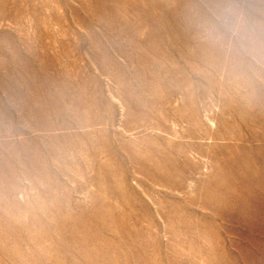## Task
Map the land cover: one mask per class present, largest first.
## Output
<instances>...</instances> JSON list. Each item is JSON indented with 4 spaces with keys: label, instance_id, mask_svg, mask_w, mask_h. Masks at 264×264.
Here are the masks:
<instances>
[{
    "label": "rangeland",
    "instance_id": "obj_1",
    "mask_svg": "<svg viewBox=\"0 0 264 264\" xmlns=\"http://www.w3.org/2000/svg\"><path fill=\"white\" fill-rule=\"evenodd\" d=\"M0 227V264H264V0H0Z\"/></svg>",
    "mask_w": 264,
    "mask_h": 264
},
{
    "label": "bare ground",
    "instance_id": "obj_2",
    "mask_svg": "<svg viewBox=\"0 0 264 264\" xmlns=\"http://www.w3.org/2000/svg\"><path fill=\"white\" fill-rule=\"evenodd\" d=\"M145 14H146V13H145ZM142 20H144V19H142ZM143 22H144V21H143ZM159 22H161V21H159ZM42 98H43V97H42ZM30 99H31V98H30ZM54 100H55V99H54ZM57 100H58V99H57ZM61 103H62V102H61ZM56 104H57V103H56ZM74 104H75V103H74ZM24 105H25V104H24ZM59 105H60V104H59ZM66 105H68V104H66ZM78 106H79V105H78ZM32 109H33V108H32ZM39 110H40V109H39ZM42 112H44V111H42ZM80 112H81V111H80ZM50 113H51V112H50ZM54 113H55V112H54ZM34 114H35V113H34ZM74 115H75V114H74ZM57 116H58V114H57ZM67 116H68V114H67ZM81 116H82V115H81ZM33 117H34V116H33ZM65 117H66V116H65ZM83 117H84V116H83ZM85 117H86V116H85ZM74 118H75V117H74ZM74 118H72V120H74ZM53 119H54V118H53ZM59 119H60V118H59ZM66 119H68V118H66ZM66 119H65V120H66ZM40 120H41V119H40ZM72 120H71L70 122H72ZM80 120H81V119H80ZM42 121H43V119H42ZM42 121H41V122H42ZM50 121H51V120H50ZM57 121H58V120H57ZM63 121H64V120H63ZM66 121H67V120H66ZM47 122H48V121H47ZM47 122H46V123H47ZM39 123H40V121H39ZM59 123H60V122H59ZM74 123H75V122H74ZM85 123H86V122H85ZM85 123H84V124H85ZM50 124H51V123H50ZM60 124H61V123H60ZM63 124H64V122H63ZM67 124H68V122H67ZM89 124H90V123H89ZM75 125H76V124H75ZM62 126H63V125H61V127H62ZM67 126H68V125H67ZM70 126H71V125H70ZM76 126H77V125H76ZM78 126H79V124H78ZM83 126H84V125H83ZM83 126H82V127H83ZM45 127H46V126H45ZM52 127H54V126H52ZM55 127H56V126H55ZM82 127H80V129H81ZM84 127H85V126H84ZM49 128H50V127H49ZM56 128H57V127H56ZM62 128H63V127H62ZM70 128H71V127H70ZM70 128H69V129H70ZM73 128H74V127H73ZM86 128H87V127H86ZM65 129H66V127H65ZM76 129H77V128H76ZM38 130H39V129H38ZM46 130H47V129H46ZM81 130H82V129H81ZM47 131H48V130H47ZM52 131H53V130H52ZM59 131H60V130H59ZM79 131H80V130H79ZM79 131H78V132H79ZM46 133H47V132H46ZM53 133H54V132H53ZM80 134H81V132H80ZM83 134H84V133H83ZM50 136H51V135H50ZM53 138H54V137H53ZM81 138H82V137H81ZM54 141H55V140H54ZM58 141H59V140H58ZM61 142H62V141H61ZM49 143H50V142H49ZM57 143H58V142H57ZM86 143H87V141H86ZM87 144H88V143H87ZM44 145H45V144H44ZM59 145H60V144H59ZM71 145H72V144H71ZM53 147H54V146H53ZM56 147H57V145H56L54 148H56ZM45 148H46V146H45ZM47 148H48V147H47ZM49 148H50V147H49ZM40 149H41V148H40ZM66 149H67V148H66ZM66 149H65V150H66ZM48 152H49V151H48ZM27 161H28V160H27ZM33 161H34V160H33ZM31 162H32V161H31ZM34 163H35V162H34ZM237 163H238V162H237ZM1 164H2V163H1ZM24 164H25V163H24ZM24 164H23V165H24ZM32 164H33V163H32ZM32 164H31V165H32ZM242 164H243V163H242ZM12 165H13V164H12ZM35 165H37V164H35ZM33 167L36 168V166H33ZM37 167H38V166H37ZM27 168H28V167H27ZM29 168H30V167H29ZM35 168H34V169H35ZM38 168H39V167H38ZM15 170H16V169H15ZM32 171H33V170H32ZM32 171H31V172H32ZM8 172H9V171H8ZM10 172H11V171H10ZM33 172H34V171H33ZM36 173H37V172H36ZM43 173H44V172H43ZM43 173H42V174H43ZM11 174L13 175L14 173H11ZM39 174H40V173H39ZM44 175H45V174H44ZM44 175H43V176H44ZM13 176H14V175H13ZM227 176H228V175H227ZM236 176H237V175H236ZM40 177H41V174H40ZM225 179H226V178H225ZM228 179H229V178H228ZM228 179H227V181H228ZM4 181H5V180H4ZM12 194H13V193H12ZM11 203H12V202H11ZM49 205H50V204H49ZM51 205H52V204H51ZM56 208H57V207H56ZM58 210H59V209H58ZM58 210H57V211H58ZM14 211H15V210H14ZM45 211H46V210H45ZM45 211H44V212H45ZM38 212H39V211H38ZM91 212H92V211H91ZM93 213H94V212H93ZM93 213H92V214H93ZM3 216H4V215H3ZM49 216H50V215H49ZM81 216H82V215H81ZM95 216H96V214H95ZM95 216H94V217H95ZM103 217H104V216H103ZM97 218H98V217H97ZM89 219H90V218H89ZM52 220H53V219H52ZM56 220H57V219H56ZM51 222H52V221H51ZM62 222H63V221H62ZM100 222H101V221H100ZM14 223H15V222H14ZM53 223H54V222H53ZM58 223H59V222H58ZM64 223H65V222H64ZM59 224H60V223H59ZM76 224H77V223H76ZM83 224H84V223H83ZM93 224H94V223H93ZM103 224H104V223H103ZM18 225H19V224H18ZM77 225H78V224H77ZM48 226H49V225H48ZM52 226H53V224H52ZM67 226H68V225H67ZM103 226H104V225H103ZM20 227H21V226H20ZM58 227H59V226H58ZM82 227H83V226H82ZM0 228H1V227H0ZM95 228H96V227H95ZM50 229H51V228H50ZM88 229H89V228H88ZM105 229H106V228H105ZM105 229H104V230H105ZM57 230H58V229H57ZM57 230H56V231H57ZM64 230H65V229H64ZM90 230H91V229H90ZM101 230H102V229H101ZM25 231H26V230H25ZM47 231H48V230H47ZM37 232H38V231H37ZM37 232H36V233H37ZM60 232H61V230H60ZM68 232H69V231H68ZM55 233H56V232H55ZM38 234H39V233H38ZM41 234H42V233H41ZM49 234H50V233H49ZM59 234H60V233H59ZM63 234H65V233H63ZM78 234H79V233H78ZM99 234H100V233H99ZM39 235H40V234H39ZM52 235H53V234H52ZM54 235H55V234H54ZM70 235H71V234H70ZM33 236H34V235H33ZM37 236H38V235H37ZM7 237H9V236H7ZM58 237H59V236H58ZM98 237H99V236H98ZM100 237H101V236H100ZM10 238H11V237H10ZM39 238H40V237H39ZM45 238H46V237H45ZM63 238H64V237H63ZM74 238H75V237H74ZM92 238H93V237H92ZM15 239H16V238H15ZM90 239H91V238H90ZM35 240H36V239H35ZM100 240H101V239H100ZM104 240H105V239H104ZM60 241H61V240H60ZM92 241H93V239H92ZM31 242H32V241H31ZM81 242H82V241H81ZM102 242H103V241H102ZM12 243L14 244V242H12ZM61 243H62V242H61ZM103 243H104V242H103ZM106 243H107V242H106ZM7 244H8V243H7ZM31 244H32V243H31ZM69 244H71V243H69ZM89 244H90V243H89ZM25 245H26V244H25ZM37 245H38V244H37ZM46 245H47V244H46ZM105 245H106V244H104V249H106V248H105ZM107 245H108V243H107ZM29 246H30V245H29ZM115 246H116V245H115ZM37 247H39V246H37ZM65 247H66V246H65ZM93 247H94V246H93ZM41 248H42V247H41ZM60 248H61V247H60ZM56 249H57V248H56ZM56 249H55V250H56ZM61 249H62V248H61ZM24 250H25V249H24ZM41 250H42V249H41ZM45 250H46V249H45ZM57 250H58V249H57ZM80 250H81V249H80ZM100 250H101V249H100ZM36 251H37V250H36ZM69 251H70V250H69ZM81 251H82V250H81ZM41 252H42V251H41ZM90 252H92V251L90 250ZM96 252H97V250H96ZM98 252H99V251H98ZM3 253H4V252H3ZM67 253H68V252H67ZM84 253H85V252H84ZM55 254H56V253H55ZM68 254H69V253H68ZM85 254H86V253H85ZM97 254H98V253H97ZM106 254H107V253H106ZM38 255H39V254H38ZM66 255H67V254H66ZM98 255H99V254H98ZM103 255H104V254H103ZM46 256H47V255H46ZM67 256H68V255H67ZM90 256H91V255H90ZM47 257H48V256H47ZM47 257H46V258H47ZM103 257H104V256H103ZM13 258H14V257H13ZM78 258H79V257H78ZM97 258H98V257H97ZM100 258H101V257H100ZM62 259H63V258H62ZM79 259H80V258H79ZM93 259H94V258H93ZM93 259H92V261H93ZM103 259H104V258H103ZM103 259H102V260H103ZM46 260H47V259H46ZM51 260H52V259H51ZM51 260H50V261H51ZM64 260H65V258H64ZM92 261H91V262H92ZM109 261H110V260H109ZM57 262H58V261H57ZM66 262H67V261H66ZM100 262H101V261H100ZM103 262H104V261H103ZM64 263H65V262H64ZM64 263H63V264H64ZM79 263H80V262H79ZM79 263H78V264H79ZM83 263H85V262H83ZM51 264H52V263H51ZM60 264H61V263H60ZM81 264H82V263H81ZM98 264H99V263H98ZM101 264H102V263H101Z\"/></svg>",
    "mask_w": 264,
    "mask_h": 264
}]
</instances>
